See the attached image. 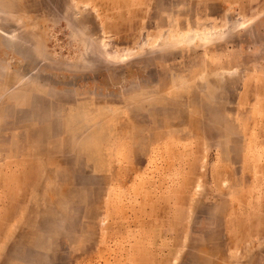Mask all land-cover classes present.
<instances>
[{
    "label": "rangeland",
    "instance_id": "obj_1",
    "mask_svg": "<svg viewBox=\"0 0 264 264\" xmlns=\"http://www.w3.org/2000/svg\"><path fill=\"white\" fill-rule=\"evenodd\" d=\"M0 264H264V0H0Z\"/></svg>",
    "mask_w": 264,
    "mask_h": 264
}]
</instances>
